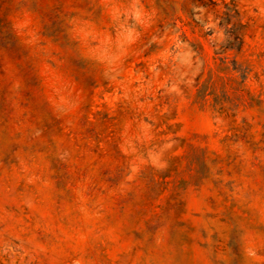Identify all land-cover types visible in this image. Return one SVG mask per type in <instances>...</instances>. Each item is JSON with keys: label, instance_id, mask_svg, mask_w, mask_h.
Segmentation results:
<instances>
[{"label": "rangeland", "instance_id": "374dc122", "mask_svg": "<svg viewBox=\"0 0 264 264\" xmlns=\"http://www.w3.org/2000/svg\"><path fill=\"white\" fill-rule=\"evenodd\" d=\"M0 264H264V0H0Z\"/></svg>", "mask_w": 264, "mask_h": 264}]
</instances>
